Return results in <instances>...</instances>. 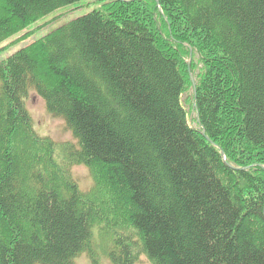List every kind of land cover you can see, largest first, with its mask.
<instances>
[{"label":"trees","instance_id":"1","mask_svg":"<svg viewBox=\"0 0 264 264\" xmlns=\"http://www.w3.org/2000/svg\"><path fill=\"white\" fill-rule=\"evenodd\" d=\"M79 1L0 0V42ZM102 1L0 60V264H103L99 223L129 228L110 264H264V0ZM31 90L76 141L36 131Z\"/></svg>","mask_w":264,"mask_h":264},{"label":"rangeland","instance_id":"2","mask_svg":"<svg viewBox=\"0 0 264 264\" xmlns=\"http://www.w3.org/2000/svg\"><path fill=\"white\" fill-rule=\"evenodd\" d=\"M104 4L105 1L102 0H80L77 3L69 4L54 10L50 14L33 23L28 24L25 28H22L15 34L7 37L2 42H0V60L18 51L22 47L30 45L35 40L57 29L61 25L95 10V8H100L101 5ZM188 62L193 67L192 73L195 76L196 82H198L199 72L202 67L199 56H195L193 58L192 56H189L187 59V63ZM193 91L194 90L192 85V87L187 90L182 98L183 103L188 110L190 122L193 126L199 127V119L197 118L198 112L194 106ZM27 106L32 115L34 127L39 134L50 136L58 142L76 141V138L74 137L72 131L66 127L64 119L50 114L46 107L44 98H42L36 91H30L27 97ZM71 172L78 181L80 189L83 192H90L92 190V192L95 191L96 193H101L104 191H108L105 184H95L94 176L87 165H73L71 168ZM108 197L109 195L107 194L105 198ZM116 228H119L121 230L123 229L125 231L129 230L127 225L114 227L106 223L105 225H103V223H99L94 227L97 243L96 245L98 247L99 253L102 255L103 264H110L108 258L105 256L104 250L106 246L112 241L113 233L114 231H116ZM75 264H91V259L86 253H81L76 256ZM134 264L152 263L148 260L145 254L140 253L138 259Z\"/></svg>","mask_w":264,"mask_h":264},{"label":"water","instance_id":"3","mask_svg":"<svg viewBox=\"0 0 264 264\" xmlns=\"http://www.w3.org/2000/svg\"><path fill=\"white\" fill-rule=\"evenodd\" d=\"M158 1V4H159V9H160V11H162V7H161V5H160V3H159V0H157ZM189 47H190V52H191V54H190V56H192V54H193V47L191 46V45H189ZM188 69H189V72H190V78H191V81H192V83H193V90H194V106H195V108H196V110H197V112H198V109H197V82H196V79H195V76H194V74L192 73V70H191V65H190V63L188 62ZM197 118L198 119H200V117H199V112L197 113ZM202 134L203 135H206V130L203 128L202 129ZM222 154H223V156H224V159H225V153H224V151H222Z\"/></svg>","mask_w":264,"mask_h":264}]
</instances>
